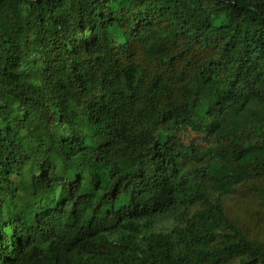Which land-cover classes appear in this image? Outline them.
<instances>
[{
  "label": "trees",
  "instance_id": "trees-1",
  "mask_svg": "<svg viewBox=\"0 0 264 264\" xmlns=\"http://www.w3.org/2000/svg\"><path fill=\"white\" fill-rule=\"evenodd\" d=\"M0 264H264V0H0Z\"/></svg>",
  "mask_w": 264,
  "mask_h": 264
},
{
  "label": "rangeland",
  "instance_id": "rangeland-1",
  "mask_svg": "<svg viewBox=\"0 0 264 264\" xmlns=\"http://www.w3.org/2000/svg\"><path fill=\"white\" fill-rule=\"evenodd\" d=\"M220 12H217L216 15H219Z\"/></svg>",
  "mask_w": 264,
  "mask_h": 264
}]
</instances>
